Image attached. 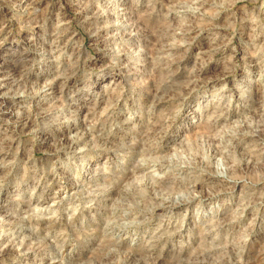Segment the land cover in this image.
<instances>
[{"label":"rangeland","instance_id":"1","mask_svg":"<svg viewBox=\"0 0 264 264\" xmlns=\"http://www.w3.org/2000/svg\"><path fill=\"white\" fill-rule=\"evenodd\" d=\"M0 264H264V0H0Z\"/></svg>","mask_w":264,"mask_h":264}]
</instances>
